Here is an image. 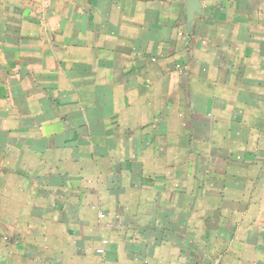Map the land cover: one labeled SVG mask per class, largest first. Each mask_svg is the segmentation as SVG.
<instances>
[{
    "label": "crops",
    "instance_id": "1",
    "mask_svg": "<svg viewBox=\"0 0 264 264\" xmlns=\"http://www.w3.org/2000/svg\"><path fill=\"white\" fill-rule=\"evenodd\" d=\"M105 261L264 264V0H0V264Z\"/></svg>",
    "mask_w": 264,
    "mask_h": 264
},
{
    "label": "built area",
    "instance_id": "2",
    "mask_svg": "<svg viewBox=\"0 0 264 264\" xmlns=\"http://www.w3.org/2000/svg\"><path fill=\"white\" fill-rule=\"evenodd\" d=\"M97 253L99 255L103 256L105 254V251L103 249H100V250L97 251ZM104 264H111V263L105 261Z\"/></svg>",
    "mask_w": 264,
    "mask_h": 264
}]
</instances>
